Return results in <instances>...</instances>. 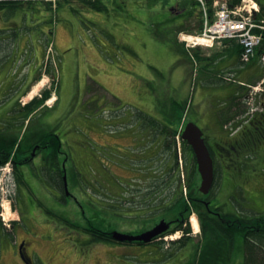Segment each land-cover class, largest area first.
<instances>
[{
  "label": "rangeland",
  "instance_id": "rangeland-1",
  "mask_svg": "<svg viewBox=\"0 0 264 264\" xmlns=\"http://www.w3.org/2000/svg\"><path fill=\"white\" fill-rule=\"evenodd\" d=\"M260 1L264 3V0ZM104 2L108 3L96 4L91 8L77 1L69 4L60 3L57 8H50L40 2L29 4L23 2L14 11L0 12V118H3L2 121L10 122L9 117L4 118V115L8 113L11 116L14 113L11 112L13 107L8 106L15 97L16 105L22 108V104L29 103L35 96L40 100L38 96L42 91L48 90L47 102L49 106L55 104V95L59 89L58 73L61 75L62 83H66V89H69L70 78L74 74L77 78V87L81 82L78 88L81 93L85 91L89 93L80 97L76 95L71 107L72 111L75 110V114L71 117L83 114L90 121L96 119L106 121L110 117L116 119L125 116L133 117V121H141L139 116L145 115V117L148 116V123L157 125L159 121H174V116H171L172 109L175 107L174 101H188L190 114L188 111L184 115L188 114L187 120L190 119L196 123L202 130L203 137L213 143L220 141L218 139L220 134L215 131L216 124L214 128L211 125L214 123V118L217 121L219 119L220 123L224 122V125L229 128L228 124L234 126L238 123L237 126H239L244 116L264 112V86L258 85L260 78L256 80L254 87L252 86L254 89L239 86L236 94L240 98L235 101L239 104V108L230 106L229 98L237 89V85L225 80V78H233L227 76V72L221 73L222 62L213 61L219 60L221 52L224 53L220 45L199 48L196 49L197 52L194 50L191 52L200 59H205L204 62L197 63L193 60L190 62L181 57L182 47L184 49L185 47L180 43V46L174 45V40L177 41L179 32L191 35L199 32L197 30L199 23L195 18L186 19L178 25L168 22L172 8L160 0H128L126 2L115 0L112 4L110 0ZM171 2L170 4L176 7L173 12L177 13L180 10L177 4L179 0H171ZM128 8H141L143 14H134L132 17L136 22L146 26L152 38L165 42V49L149 44V47L139 51L136 48H126L116 42L117 39L121 42L127 39L116 33L118 38H114L115 35L108 33L106 23H110V19L113 22L119 21L126 15ZM181 10L182 13L175 16L174 21L180 20V17L183 19L189 12L199 13V10L194 11V8L186 7ZM212 13L210 8L208 15ZM101 17L103 20H100ZM170 44L179 57H171L168 49ZM68 48L72 49L76 63L71 64L67 61L64 50ZM79 49L84 54H93L90 49L97 50L112 64V58L116 53L123 57L130 55L139 63L140 69L128 70L124 60L123 66L117 67L127 76L114 74L112 69L113 76H102V84H99L89 74L85 73V76L84 72H81V66L77 62ZM228 58H231V54ZM62 59L66 60V68L63 67L65 65L62 64L64 62ZM206 63L208 65H205ZM74 64L76 70L68 74L69 68L71 70ZM30 65L34 70L31 68L30 74H27ZM55 67L59 69L58 73ZM53 73L56 74V78ZM25 76L28 77L27 82L24 81ZM138 84L144 88V98ZM202 84H205V89H202L204 88ZM92 95L94 100L91 98L88 101V97ZM146 95L150 96L148 108L144 102ZM182 109L181 106L177 110ZM4 110H6L5 113ZM241 110L243 114H240ZM41 111L35 116L33 127L46 120L47 111ZM173 113L177 114L176 108ZM62 127L66 128L64 124ZM252 128V125H248V129ZM256 128H263L264 131V123L258 124V127L253 130L254 133ZM236 134L225 137L227 140H232L238 137ZM263 135L259 136L260 145L251 141L245 142L248 144V152H245L246 149H241L237 152L240 158L235 163L230 162L231 168L238 167L237 183L243 186L235 187L236 193L232 197L228 194L229 190L227 191L230 185L225 186L224 191L222 190V182L225 180L218 173L209 198L220 199L219 201L214 199L211 207L217 204L220 206L223 203L220 210L226 212V216L230 213L234 214L235 209L239 214L241 213L242 217L243 213L253 218L258 215L264 216ZM186 170L187 178L185 175L184 178H180L181 181L183 180L181 185L185 186V189L180 193L179 202L177 203L178 200H176L179 194L176 195L173 192L172 182L169 185V182H166L167 186L163 195L152 197L148 208H143L145 205L141 203L142 190L135 189L142 186L137 183L142 182V172L134 170L126 172L118 169L113 173L121 183L126 181V178L137 179L131 184L135 188L124 189L130 201L125 205L117 203L118 208L115 210L110 209V202L105 197L108 192L106 182L110 173H101V180L105 181L101 182L100 179L95 178L94 173L85 172L87 181L95 183L97 192L100 191L102 195L98 196L92 185L82 183L80 189L73 191L71 188L70 193L73 198L71 197L64 204L61 197L59 200L52 197L49 191L51 189L38 187L27 190L24 186L18 188L14 185L13 187L11 183L9 187L14 193H11L10 205L4 195H0V213L2 214L0 215L4 218L2 220L3 218L0 217V222L3 224V229H0V264H22L17 254V245L21 239L26 240L27 254L36 257L35 264H243L244 255L243 251L241 252L240 238L237 237L238 239L234 241L202 225L191 201L193 192L195 196L199 194L200 177L198 174L194 175L195 181L193 180L189 189L188 180L192 167L190 171L189 166ZM8 175L10 173L8 174L7 171H0V183H2L0 188ZM96 175L99 177L100 174ZM3 190L6 192L5 188ZM0 192L2 193L1 189ZM1 204L6 205L5 213L4 210L2 211ZM138 207L141 209H137ZM186 207L190 210L182 218L179 209L184 211ZM127 208L130 210L128 211ZM147 211H149L147 219L138 215V212L143 214ZM186 215H188L187 219H185ZM161 218L168 223L170 220L172 222L175 218H179L180 223L178 222L177 226L183 224V228L190 229L188 241L184 246L176 242L182 237L180 232L172 234L171 236H174L172 239L167 237L164 244L156 240L152 246L150 244L149 246L136 244L109 246L110 244L106 245L108 242L102 241V233L115 230L136 234L155 227ZM13 224H16L15 229ZM224 228L228 230L226 225ZM172 229L176 228L172 226L170 231ZM95 237L98 238L95 239ZM173 240L175 242H171ZM213 242L215 247L211 245ZM220 249L223 251L219 252ZM261 257L264 259V252L262 255L259 254V258Z\"/></svg>",
  "mask_w": 264,
  "mask_h": 264
},
{
  "label": "flooded vegetation",
  "instance_id": "flooded-vegetation-1",
  "mask_svg": "<svg viewBox=\"0 0 264 264\" xmlns=\"http://www.w3.org/2000/svg\"><path fill=\"white\" fill-rule=\"evenodd\" d=\"M12 107L13 115L4 116V118L9 117L10 122L5 123L4 120H1L3 118H0V135L6 136L8 133L13 134L19 131V140L0 169L10 170L16 187L21 188L24 186L27 190L29 188L34 190V188L38 187L51 189L50 191L56 199L62 198L63 204L64 202H68L73 196L70 192H66V186L68 190H71V188L73 191L80 189L82 187L81 184H85L86 181L83 173L87 170H95L99 172L101 182H105L101 180V173H110L106 183L114 210L118 208L117 203L119 202L125 205L130 200L127 198V195L123 196L121 189L122 187H126L127 190L128 187L135 188L131 186L134 179L125 177L126 181H122L123 183L121 184L120 179L113 173L118 169L132 172V166L135 161L141 164V168L138 171L142 172L141 177L143 179L138 184L142 186L135 189L142 190L143 199H141V203L145 205L143 208H148L152 197L160 194L163 195L164 189L167 186L166 182H169L168 185L172 182L173 192L176 195L179 194L176 198L178 203L182 182L180 178H184V175L187 178L188 173H186V169L188 166L189 171L190 167L192 169H195L194 166L196 167L192 155L189 158L188 165L183 161L182 154L179 157L177 156L175 151L176 146L171 139L168 140V143L165 142L164 137L159 142L151 140L153 134L162 130L163 124L161 123L158 125L144 124L143 134L139 137H134L128 130L132 126V118L130 117L123 119L124 123H122L121 132L113 129L118 124L112 118L104 122L96 120L93 123H88L85 120L86 123L82 124L83 127H79L80 129L82 128V132L78 133L76 131V120L78 117H71L72 115H69V117L64 116L62 119L53 121L51 117L46 116V120L43 123H37L33 127L34 114L42 109V106L32 112L26 120L23 117L25 108L16 106L14 100ZM23 122L26 123L22 129ZM63 124L66 128L62 127ZM72 125L75 127L73 128ZM69 126H72V128L70 127V129ZM168 128L170 130L168 134L171 137L174 126L170 123L168 124ZM158 136L160 137L159 133ZM134 147L140 149V153L138 151L134 155ZM209 151L211 154L214 153V147L209 145ZM2 152L5 153L4 151ZM152 169L154 171L150 173ZM194 172L195 175L196 171ZM189 175L191 176L190 173ZM214 199L219 201L218 198L211 200L208 196L204 198L196 197L194 192L191 197L193 207L200 204V206L202 205L206 209L211 207ZM220 208L222 206L218 204L212 207L209 210L211 217L216 221H220V224L223 226H229L230 220L222 218L223 212ZM137 209L141 208L138 207ZM127 210L129 211L130 209L127 208ZM188 210V207L184 211L179 209L180 216L184 218ZM148 214L149 211L143 212L141 217H146L147 219ZM128 216L130 217V215ZM173 221L174 223L170 228L172 226L176 227L179 224L178 222H180L179 218H175ZM13 228H16V224ZM20 241L22 252L26 254V240L21 239Z\"/></svg>",
  "mask_w": 264,
  "mask_h": 264
},
{
  "label": "trees",
  "instance_id": "trees-1",
  "mask_svg": "<svg viewBox=\"0 0 264 264\" xmlns=\"http://www.w3.org/2000/svg\"><path fill=\"white\" fill-rule=\"evenodd\" d=\"M73 0H55V7L59 3H71ZM76 1H82L85 4H89L91 6L95 5L97 3V0H76ZM238 0H233V3H237ZM23 2L32 3V2H40L43 4H46L51 7V2H44V0H0V12L2 10H8V11H14L15 9H18L17 7H20ZM193 5V8H198V4L196 2L191 3ZM191 13H188V16H190ZM199 25L197 26V30L200 31L202 28V22L200 19L197 20ZM236 52L240 53V48L236 46ZM231 53V52H230ZM197 59H200L199 56H196ZM254 84L255 82H251ZM49 97V93L46 91L42 94L41 99L35 98L30 104L26 106V110L23 112L24 119L27 118L30 111H32L35 107L40 106L43 104V102ZM236 98L231 99V106L239 108V104L235 102ZM174 108L179 109L181 108V105L174 102L173 104ZM183 107V106H182ZM243 110H241V113ZM238 114V113H237ZM236 115V113H235ZM229 119V118H228ZM227 121V120H226ZM223 123V122H222ZM221 123V124H222ZM264 123V112H261L259 114L253 115V118L246 124L245 126H242L240 131L236 134L238 137L230 139H226L227 135L225 134L224 137H221V141L214 143V153H212V158L214 160V164L216 168V173L221 174V178L225 181L222 182V190L227 187V185H230L227 187V191L230 197L233 196V194L236 193L235 187H243L241 183H237V177H238V167L231 168L230 162L235 163L237 159L240 158V155L237 154V152H240L241 149L245 150V152H248L247 145L245 142L251 141L252 143H256L260 145L259 136H262L264 134L263 128H256V132L254 133L253 130L255 127H258V124ZM248 125H252V129H248ZM21 129V128H20ZM263 132V133H262ZM1 134V131H0ZM19 134L20 132H16L13 134H9L6 136L0 135V167L7 161L8 157L14 150L15 145L17 144L19 140ZM226 136V137H225ZM264 136V135H263ZM237 140L235 141V139ZM226 143V144H225ZM243 144V145H240ZM227 145V146H226ZM185 150L189 149V147L185 146ZM4 151L5 153H3ZM232 151V153H231ZM232 156V157H231ZM231 157V158H230ZM186 160L187 156H186ZM217 164V165H216ZM218 169V170H217ZM194 170L191 173V176L188 180V186L189 189L191 187V183L194 179ZM226 186V187H225ZM193 196V195H192ZM196 197H201L200 194L197 193ZM184 204V200H182ZM193 206V205H192ZM194 208V207H193ZM196 211L199 214V218L201 220V223L203 226L210 227L211 229H214V231L220 235L227 236L229 238H232L237 240L238 238L241 239L240 247L243 251L244 260L243 264H264V259L261 257L259 258V254L262 255L264 252V216H257L256 218L249 217L246 214L238 218L234 217V214H229L228 216L226 212L222 213L223 219L230 220V225L225 229L223 225L220 224L219 221L214 220L211 217V213L209 210L212 209V207H209V209H206L204 206H200V204L196 205ZM190 210V209H189ZM189 210L187 212H189ZM186 215V218L187 219ZM2 228V224L0 222V229ZM3 229V228H2ZM175 231H180L183 235L180 240L176 241L179 244H182L181 246H184L185 242L188 241L187 237L190 234V229L188 227L183 228V224L178 226V228L167 232V233H174ZM205 232V231H204ZM102 241L104 242H110V238L108 234L102 233ZM99 236V235H98ZM238 237V238H237ZM98 237H95L97 239ZM215 247L214 242L211 244ZM221 247V246H219ZM223 251L222 249L219 250ZM241 251V252H242ZM203 253V251H202ZM228 257V256H226ZM259 258V259H258Z\"/></svg>",
  "mask_w": 264,
  "mask_h": 264
},
{
  "label": "crops",
  "instance_id": "crops-1",
  "mask_svg": "<svg viewBox=\"0 0 264 264\" xmlns=\"http://www.w3.org/2000/svg\"><path fill=\"white\" fill-rule=\"evenodd\" d=\"M128 1V0H127ZM258 2V4L263 7L264 9V3H262L260 0H256ZM134 14H143L141 8H128V10L126 11V15L122 18H120L119 21L117 22H113L110 19V23H106V27H107V31L109 34L115 35L118 34L119 36L124 37L127 40H122L119 41L116 37V35L114 36V38H116V42L126 46V48L128 47L129 49H138L139 51L143 50L144 48L149 47V44L158 46L160 48L165 49V42L162 43L160 41H157L156 39L152 38L149 34V30L146 29V26L136 22L135 19L132 17V15ZM103 17L100 18V20ZM105 22V20H104ZM136 38V40L134 39ZM167 41V40H166ZM89 42V41H88ZM131 43V45H130ZM107 45V44H106ZM172 45H168V49L170 51V55L172 58H177V56L179 57V55H177V53L172 49ZM222 48V50L224 51V53H222V57H220V59L222 60V70H227L229 73H233L236 74L238 76V78L240 80L243 81H256L261 77V70H260V66H259V62L257 60V58L255 60H253L251 62V64L245 66V67H241L239 64V60H238V53L236 52V44L234 42H230L227 41L223 44H221L220 46ZM90 51L94 54H84L80 49H79V55H78V65L81 66V72H84L89 74L90 76H92L96 81L99 82V84H102V76H113L111 74V70L113 69V71L115 72L114 74H124L125 76H127L122 70L119 69V67L117 66H121L122 62L125 60L126 61V68L128 70L130 69H135V70H139L140 69V65L139 63L130 55H125V57H123L122 55H120L119 53H116V55L112 58L113 60V64L109 63L107 60H105V58L102 57L101 54H99V52L97 50H91ZM226 52V53H225ZM231 52V53H230ZM64 54L67 55V61H69L71 64L76 63V59L75 56L73 55V51L72 49L68 48L66 50H64ZM231 54V58H228V56ZM183 53H181V57H183ZM226 57V58H225ZM64 60V59H62ZM66 60H64V62H62L63 67L66 68ZM220 61V60H217ZM129 64V67H128ZM123 66V65H122ZM32 68V66L30 65L29 67V71L27 74H30V69ZM32 70H34V68H32ZM75 64L72 65L71 70L69 68L68 70V74L69 72H73L75 71ZM86 76V74H85ZM59 89L57 92V103L60 102L59 105V110H68V108L73 104V101L76 98V95H87V91H84L83 93H81V90L78 89L79 85L81 82H79L78 87L76 85V79L75 75H71L70 78V87L69 89H66L65 84L66 83H62V78L61 75L59 73ZM78 77V76H77ZM85 86V82L83 83ZM139 85V84H138ZM132 86V85H131ZM141 91L143 92L142 94V98H144V88L142 87V85H139ZM109 89V87H108ZM133 89V87H132ZM89 95V93H88ZM92 98V100H94V95H92L91 97H88V101ZM147 104V108L149 107V102H150V96L146 95V101H144ZM55 103V104H57ZM84 119V118H83Z\"/></svg>",
  "mask_w": 264,
  "mask_h": 264
},
{
  "label": "built area",
  "instance_id": "built-area-1",
  "mask_svg": "<svg viewBox=\"0 0 264 264\" xmlns=\"http://www.w3.org/2000/svg\"><path fill=\"white\" fill-rule=\"evenodd\" d=\"M218 2L216 1V4ZM217 13L216 21L207 28L203 34L204 39L214 40L221 38H236L243 48L241 59L244 62L250 60L254 49L262 42L264 24L256 23L253 19V6L244 3L240 7L229 11L223 2ZM257 11V9H255ZM260 33H254V30ZM264 60V58H263Z\"/></svg>",
  "mask_w": 264,
  "mask_h": 264
},
{
  "label": "water",
  "instance_id": "water-1",
  "mask_svg": "<svg viewBox=\"0 0 264 264\" xmlns=\"http://www.w3.org/2000/svg\"><path fill=\"white\" fill-rule=\"evenodd\" d=\"M201 130L194 124L188 123L182 132V139L192 149V152L196 159L197 170L201 178L199 192L203 195H207L212 188L214 180V167L213 161L209 154V151L202 138ZM169 228V224L161 221L150 231L144 232L140 235L132 236L113 232L111 238L119 242H150L153 238L161 235ZM22 257V255H21ZM23 258V257H22Z\"/></svg>",
  "mask_w": 264,
  "mask_h": 264
},
{
  "label": "bare ground",
  "instance_id": "bare-ground-1",
  "mask_svg": "<svg viewBox=\"0 0 264 264\" xmlns=\"http://www.w3.org/2000/svg\"><path fill=\"white\" fill-rule=\"evenodd\" d=\"M254 6H255V5H254ZM255 7H256V6H255ZM3 209H5V210H6V205H4V206H3Z\"/></svg>",
  "mask_w": 264,
  "mask_h": 264
}]
</instances>
